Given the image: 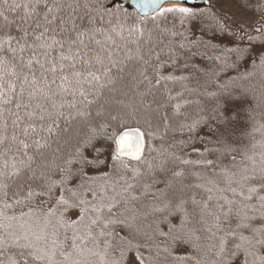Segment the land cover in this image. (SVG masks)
<instances>
[{
	"label": "trees",
	"instance_id": "trees-1",
	"mask_svg": "<svg viewBox=\"0 0 264 264\" xmlns=\"http://www.w3.org/2000/svg\"><path fill=\"white\" fill-rule=\"evenodd\" d=\"M112 1L0 0V264H264V59L210 43L240 31L214 0Z\"/></svg>",
	"mask_w": 264,
	"mask_h": 264
},
{
	"label": "rangeland",
	"instance_id": "rangeland-1",
	"mask_svg": "<svg viewBox=\"0 0 264 264\" xmlns=\"http://www.w3.org/2000/svg\"><path fill=\"white\" fill-rule=\"evenodd\" d=\"M214 1L221 4L220 9H221V12H223L224 16L225 15L226 16L231 15L233 17V20L235 19L236 25H238V24L240 25L239 26L240 31H239L238 36H236V34L235 35H233V34L229 35V33H227L226 30H223V31L220 30L218 33H212L211 37H214V38H212L210 43L215 44L217 47V51H222V53L225 55V58L229 61H232L231 67L233 65H237V62H239V63H241V65H243L245 67L244 69L246 72L250 69V67L251 68L253 67L252 66L253 63H256L260 59H264V35H262V36L258 35L253 40H251L250 38H245L247 40L244 39L245 36L248 37V35H249V33H247L246 28H248L251 24L254 25L258 21V18H255V19L253 18L254 17V7L252 4L249 3V0H214ZM214 1L209 0V3L210 2L213 3ZM260 2L262 3V1H260ZM175 5H179V4H167L165 6L166 7H174ZM207 5H208V3L206 0V6L205 7H207ZM201 9H203V8H201ZM263 23H264V21H263ZM196 24H197V22H196ZM196 24H194V27H196ZM259 26H261V25L256 24V27H259ZM258 29L259 28H257L255 31L259 32ZM194 30H195V28H194ZM240 33L243 34V38L240 37ZM222 66H223V64H222ZM175 69L176 68H174L173 70L172 69H169V70L166 69L165 74H170V73L177 74V72H179V71L175 70ZM261 71H263V69ZM133 128H138V127H133ZM126 129H129V128H126ZM138 129H140V128H138ZM122 131H120V132H122ZM161 141L164 142V140H161ZM162 142L159 143V141L156 140L154 142V146L157 148L159 146V144H162ZM146 149H147V142H146ZM146 149H145V152H144L142 159L145 156ZM111 150L113 153H115L114 142H113V146H112ZM105 155H106V153H105ZM88 156H90V155H88ZM123 160H125V159H123ZM130 162H132V161H130ZM106 167L107 166L99 167V170L103 171L104 169H106ZM75 183H78V182L75 180L72 183V185ZM52 200H53V198L50 200V202H52ZM34 207L38 208V206H35V205H34ZM1 216H2L1 217L2 220H5L7 218L6 214H3V215L1 214Z\"/></svg>",
	"mask_w": 264,
	"mask_h": 264
},
{
	"label": "water",
	"instance_id": "water-1",
	"mask_svg": "<svg viewBox=\"0 0 264 264\" xmlns=\"http://www.w3.org/2000/svg\"><path fill=\"white\" fill-rule=\"evenodd\" d=\"M167 4H179L198 10L206 6V0H113L109 7L118 6L121 9L134 11L140 18H149L159 13ZM114 144L116 157L132 162L140 161L146 149L145 135L138 128L123 130L114 138Z\"/></svg>",
	"mask_w": 264,
	"mask_h": 264
},
{
	"label": "snow or ice",
	"instance_id": "snow-or-ice-1",
	"mask_svg": "<svg viewBox=\"0 0 264 264\" xmlns=\"http://www.w3.org/2000/svg\"><path fill=\"white\" fill-rule=\"evenodd\" d=\"M168 11H169V12H171V11H179V12H181V13H185V14H187V13H188V9H187V8H180V9H168ZM121 143H122V142H121ZM137 150H139V149H137ZM136 158H138V157H136ZM252 191H254V189H253Z\"/></svg>",
	"mask_w": 264,
	"mask_h": 264
}]
</instances>
